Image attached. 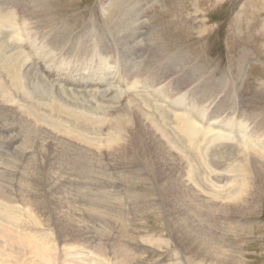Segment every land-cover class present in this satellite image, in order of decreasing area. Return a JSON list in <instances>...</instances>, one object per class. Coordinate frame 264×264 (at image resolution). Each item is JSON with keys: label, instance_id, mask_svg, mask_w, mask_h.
<instances>
[{"label": "rangeland", "instance_id": "1", "mask_svg": "<svg viewBox=\"0 0 264 264\" xmlns=\"http://www.w3.org/2000/svg\"><path fill=\"white\" fill-rule=\"evenodd\" d=\"M0 5L15 13L14 30L22 32L17 37L13 26L3 29L14 38L6 48L0 34V58L8 59L20 51L17 67L24 74L14 83L0 77L11 84L13 95L12 101L10 96L6 100L0 91V192L5 194L0 203L17 207L29 218L4 223L6 215L0 217V247L5 241L8 244L1 248L0 264H39V251L32 244L51 240L59 248L54 256L58 263L91 264L95 251L79 247V239L89 231L96 233L94 246L103 249L100 253L96 250L97 257L105 264H264V187L258 184L248 158L255 157L264 167V0H0ZM128 31L132 36L125 38ZM131 45L140 52L130 51ZM132 65L133 69L139 66L142 75L132 77ZM146 98L153 105L147 106ZM132 110L148 113L149 119L151 112L158 116L156 125L144 120L153 124L151 131L156 129L153 133L176 152V158L181 156L175 171L163 164L155 166L159 163L148 167L142 155L134 156L137 152L133 148L126 156L118 155L117 146L131 139L135 129L128 116ZM194 111L198 113L196 120L192 118ZM186 116L201 130L210 131L208 137L214 133L230 135L212 146L204 137L197 141V150L204 149L213 168L206 166L202 174L195 171L199 182L186 177L192 174L190 161L172 146H193L194 140L177 125ZM70 119H79L77 133L51 124L68 126ZM119 119L128 120L129 127H117ZM116 127L120 135L110 145L109 135L117 132ZM166 133L175 141L169 142ZM9 138L16 141L11 144ZM243 142L251 146L249 154L244 152ZM224 147L234 154L224 157ZM81 150L89 151L84 163ZM240 162L250 167L243 174L234 171L241 167ZM203 174L208 175V181L203 180ZM175 176L179 182L184 178L188 186L183 182L181 187L175 185ZM200 182L209 184L217 196L201 191L204 184ZM239 187H244L241 203L248 204L220 206L226 202L228 190L236 192ZM182 188L190 189L198 201L210 199L205 203L210 206L214 200L219 206L203 207L201 214L186 199L184 209L178 203L173 206ZM28 211L31 215L34 211L32 216L36 214L41 222L34 225L38 221L27 216ZM193 224L201 230L191 232L197 230L198 236H204L203 243L207 241L214 250L212 257L217 254L215 259L195 256L190 245L186 247L183 238ZM205 229L207 239L204 233L199 234ZM66 245L71 247L65 249Z\"/></svg>", "mask_w": 264, "mask_h": 264}, {"label": "bare ground", "instance_id": "2", "mask_svg": "<svg viewBox=\"0 0 264 264\" xmlns=\"http://www.w3.org/2000/svg\"><path fill=\"white\" fill-rule=\"evenodd\" d=\"M35 1V0H34ZM37 1V0H36ZM6 2V1H5ZM45 4V3H44ZM33 5V4H32ZM1 6V5H0ZM5 8H6V10L4 11V7L2 8V6L0 7V34H3V36L1 37L3 40H1V42H3V44H2V46L3 47H6L7 48V46L9 47L10 45L8 44V41H11L10 40V38H14V36H12L11 37V33L10 32H8V31H6V30H8V29H6V28H11L10 26H13V24L14 25H16L15 24V20H14V14L15 13H13L12 12V14H10L9 13V11L7 12V5H3ZM16 6V5H15ZM32 7V6H31ZM42 7V6H41ZM31 9V8H30ZM33 9V8H32ZM31 9V10H32ZM26 10V9H25ZM31 10H29V11H31ZM34 11H37L36 9L34 10ZM39 11H41V10H39ZM39 11H38V13H39ZM33 12V11H32ZM35 13V12H34ZM31 15V14H30ZM45 15V14H44ZM34 16V15H33ZM36 16V15H35ZM35 16H34V18H35ZM32 17V16H31ZM123 17V16H122ZM16 18V17H15ZM30 18V17H29ZM33 18V17H32ZM42 18H44V17H42ZM39 19V18H38ZM34 20V19H33ZM42 20V19H41ZM121 20H122V18H121ZM13 21H14V23H13ZM21 21V20H20ZM112 22V21H111ZM124 22V21H123ZM122 22V23H123ZM121 23V24H122ZM114 24H115V22H114ZM34 25H36V24H34ZM18 26V25H17ZM22 26V25H21ZM131 26V25H130ZM14 27V26H13ZM12 27V28H13ZM16 27V26H15ZM15 27L12 29V30H14L15 29ZM127 28V27H124V26H119V28L121 29V28ZM117 28V27H116ZM130 28V27H129ZM3 29H6V30H3ZM18 30V28H16V30H14L15 32H18L17 31ZM59 30V29H58ZM119 30V29H118ZM127 30H129V29H127ZM4 31V32H3ZM21 31V30H20ZM20 31L18 32V35H17V37H20L19 36V34H21L20 33ZM29 31V30H28ZM61 31V30H60ZM65 31V30H64ZM120 31V30H119ZM13 32V31H12ZM54 32L56 33V31L54 30ZM59 32V31H58ZM57 32V33H58ZM10 33V34H9ZM14 33V32H13ZM54 33V34H55ZM60 33V32H59ZM58 33V34H59ZM15 34V33H14ZM14 34H12V35H14ZM16 35V34H15ZM124 35H125V38H129L130 36H132V35H130V32L128 31V32H125L124 33ZM56 36V35H55ZM59 37H60V35H58ZM67 36H68V34H67ZM124 37V36H123ZM0 38V39H1ZM53 38H55V37H52V39ZM69 39V38H68ZM17 40V39H16ZM127 40H129V39H126V40H124V42L125 41H127ZM23 41V40H22ZM52 41V40H51ZM55 41V40H54ZM91 42V41H90ZM128 42V41H127ZM18 43H20V41L18 42ZM12 44V43H11ZM84 44V43H83ZM14 45V44H13ZM66 45V44H65ZM87 45V44H86ZM89 45V44H88ZM125 45V44H124ZM1 46V45H0ZM15 46V45H14ZM21 45H19L18 47H20ZM82 47V46H81ZM84 47V46H83ZM13 47H11L10 49H12ZM140 48V47H139ZM9 49V48H8ZM8 49H7V51H8ZM10 49H9V51H10ZM14 49H15V47H14ZM21 49V48H20ZM70 49V48H69ZM129 49H130V51L131 50H133V51H136V52H140V50H138L137 48H135V45H131L130 47H129ZM128 49V50H129ZM72 50V49H71ZM143 50V49H142ZM70 51V50H69ZM5 52V51H4ZM23 52H25V51H23ZM38 52H39V50H38ZM1 53V52H0ZM3 53V52H2ZM11 53V52H10ZM19 53H20V51H14V53H12L11 54V56L7 59H1L0 58V77L1 76H6L7 78H10L9 80H11V83H14V82H16L17 81V79H20L21 78V74H23V73H20L19 72V69L20 68H18L17 66H18V63H21L20 62V55H19ZM24 54V53H23ZM47 54V53H46ZM4 54H2V56H3ZM132 55V54H131ZM1 56V55H0ZM5 56H8V55H5ZM24 57H26V55H23ZM23 57V58H24ZM124 59H125V57H124ZM133 59V58H132ZM25 60V59H24ZM25 62V61H24ZM129 67V66H128ZM139 66H137V68L135 69H133V65L131 66V68H130V72H131V74L132 75H134V76H132V77H135V75L137 74V75H142V70L140 69V68H138ZM23 69V68H22ZM128 69V68H127ZM143 69V68H142ZM186 69V68H185ZM25 71V70H24ZM29 71V70H28ZM32 71V70H31ZM143 71H144V69H143ZM146 71V70H145ZM33 72V71H32ZM51 72V71H50ZM72 72V71H71ZM130 72L128 71L127 73L129 74V75H131L130 74ZM126 73V72H125ZM127 73H126V75H127ZM21 75V76H20ZM24 75V74H23ZM29 75H30V73H29ZM28 75V76H29ZM36 75V74H35ZM137 75H136V77H137ZM27 76V77H28ZM29 77H32L31 75L29 76ZM38 77V76H37ZM131 77V78H132ZM142 77V76H141ZM6 79V78H5ZM42 79V78H41ZM8 80V79H7ZM39 80V79H38ZM29 81V80H28ZM37 81V80H36ZM33 82V81H32ZM39 82L40 81H38V84H39ZM43 82V81H42ZM136 82V81H135ZM135 82H133L132 84H135ZM29 83H31V82H29ZM8 84L9 85H11L10 83H8V81L6 82L4 79H2V80H0V91H1V95H3L4 96V98L6 97V100H7V98H8V96H12L13 97V95L12 94H10L11 92H10V88H9V86H8ZM24 84V83H23ZM33 84V83H32ZM47 84V83H46ZM28 85V84H27ZM14 86V85H13ZM40 86V85H39ZM20 87V86H19ZM18 87V88H19ZM24 88V87H23ZM29 88V87H28ZM37 86H36V90H37ZM41 88V87H40ZM45 89V88H44ZM133 89H134V87H133ZM41 90H42V88H41ZM21 91V90H20ZM213 91V90H212ZM13 92V91H12ZM22 92V91H21ZM25 92V91H24ZM23 92V93H24ZM44 92L46 93L47 91L46 90H44ZM210 92V91H209ZM27 94V93H26ZM145 94V93H144ZM165 94V93H164ZM42 95H44L43 93H42ZM49 95V94H48ZM164 96V95H163ZM10 98L9 100L10 101H12L13 100V98ZM41 97H43V96H41ZM45 97V96H44ZM76 98H78V97H76ZM1 99V98H0ZM38 99V98H37ZM42 99V98H41ZM147 99V98H146ZM134 100H138L137 98H134ZM148 100V99H147ZM153 100V99H152ZM72 101V100H71ZM75 101V100H74ZM128 101V100H127ZM154 101V100H153ZM14 102V101H13ZM42 102V101H41ZM47 103V102H46ZM76 103V102H75ZM77 103H79V102H77ZM147 103H148V105L147 106H151V104L153 103L150 99L147 101ZM43 104V103H42ZM58 104V103H57ZM104 104V103H103ZM139 104H141V103H139ZM133 105V104H132ZM144 105V104H143ZM153 105V104H152ZM157 105V104H156ZM36 106H38V105H36ZM54 106V105H53ZM134 106V105H133ZM202 106V105H201ZM59 107V106H58ZM71 107V106H70ZM73 107V106H72ZM130 107V106H129ZM148 107V108H149ZM153 107V106H152ZM160 107V106H159ZM158 107V108H159ZM126 108V107H125ZM131 108H133V107H131ZM192 108V107H191ZM60 109V108H59ZM69 109V108H68ZM22 110V109H21ZM55 111H57L56 109H54ZM61 110V109H60ZM137 110H139V109H137ZM147 110V109H146ZM152 110H153V108H152ZM156 110V109H155ZM163 110V109H162ZM161 110V111H162ZM70 111H71V109H70ZM75 111V110H74ZM141 111V112H140ZM140 111H136V110H132V111H130L129 112V115L128 116H130L129 118H130V121L133 123V124H135V129L133 130V131H131V139H130V137H129V140L125 143V142H122L121 144L119 143V145L117 146V144H116V146H117V148H118V155L121 157V156H126V154H128L129 152L128 151H131V149L133 148V152H137V154H134V156H136V158L138 157L137 155H142L141 156V158L143 157L144 158V161L146 162V164H148V167H152V166H154V164L155 163H159L160 165H155V166H158V167H160L161 166V164H163V165H165V167H167V168H169L170 170H171V172H172V170L173 171H175L174 170V166H175V164H177V163H180V155H178V156H180L179 158H178V156H177V158H178V161L179 162H177V158H176V152L173 150V148H172V150L175 152V153H172L171 152V149L170 148H168L167 146H166V144H165V142H163L161 139H159V137L158 136H156V132H155V134L151 131L153 128L152 127H150V126H153V124H151V125H147V123L146 122H148L149 120H151L155 125L157 124L156 122H158V116L157 115H155L153 112H151L150 114H151V119H149L148 118V113L146 114V113H144V112H142V110H140ZM15 112V111H14ZM59 112V111H58ZM125 112V111H124ZM123 112V113H124ZM187 111H186V109H185V111H184V113H186ZM20 113V112H19ZM37 113H38V111H37ZM72 113V112H71ZM70 113V114H71ZM79 113V112H78ZM81 113V112H80ZM126 113V112H125ZM192 113V118H194L197 114L195 113V111H194V113L193 112H191ZM191 113H189V116H191L190 114ZM74 114V113H73ZM131 114V115H130ZM165 114H167L166 112H165ZM179 114V113H178ZM21 115V114H20ZM75 115V114H74ZM187 115V114H186ZM58 116V115H57ZM144 116H146V117H144ZM167 116H168V114H167ZM35 117H36V115H35ZM55 117V116H54ZM76 117H77V115H76ZM86 117V116H85ZM180 117V116H179ZM198 117V116H197ZM44 118H46V117H44ZM144 118H148L149 120L148 121H146L145 122V120H144ZM199 118V117H198ZM21 119V118H20ZM34 119H36V118H34ZM37 119H38V117H37ZM83 119V118H82ZM178 119V118H177ZM195 119V118H194ZM197 119V118H196ZM195 119V120H196ZM114 120V119H113ZM180 120L181 121H179L178 122V124L177 125H179L180 126V128H179V130L180 131H182L187 137H188V139L190 140V141H193V146L192 145H189V146H187V145H185V146H183L182 144H174V145H172L174 148H176V149H179L180 151H182L184 154H186L185 155V157L186 158H188L189 159V163H190V165L189 166H191L190 167V169H189V166H187L188 168L187 169H189V172L190 173H192V174H190L189 176L187 175L186 177H190L191 176V178H196L197 179V181L199 180L198 179V176H197V174H195V173H197V172H195V171H199L200 172V174H202L203 172H204V170H206L205 169V167L207 166L208 168H212V165H211V162H207V159L205 158V155H204V149H202V147H201V150L200 151H198L197 149H199V147H198V144H197V141L200 139V141L202 140L201 138H203L204 137V139H206L205 141H206V143H208V145L210 144H214L215 142H218L219 141V139H228V138H230V135L228 134V133H220V134H216V133H214V134H212V135H210L209 137H208V133H210V131H204V130H201V128H198V126L196 125V123L195 122H193L194 120H191V118L189 117V119L187 118V116L184 118H180ZM42 120H40V122H41ZM72 121V122H71ZM151 121H150V123H151ZM177 121V120H176ZM1 122V121H0ZM78 122H80L79 121V119H74V120H71L70 119V125H68V126H66V125H63V124H57V123H54L53 121H52V126L53 127H56V128H59V129H64V127H68L67 129L69 130L68 131V133L69 132H71V131H73V132H75V133H77L76 131H78V130H76V128H78ZM89 122V121H88ZM98 122V121H97ZM107 122V121H106ZM110 122V121H109ZM214 122V121H213ZM45 123V122H44ZM149 123V124H150ZM212 123V122H211ZM210 123V124H211ZM215 123V122H214ZM84 125H85V123H83ZM118 126L117 127H119L120 129L121 128H124V126H126L127 125V128L129 127V121L128 120H123V119H119L118 120V122L116 123ZM159 124V123H158ZM208 125L207 127L209 128V126L210 127H212V124L211 125ZM4 125H5V123H4ZM50 125V124H49ZM77 125V126H76ZM132 125V124H131ZM201 125V124H200ZM80 126H81V124H80ZM89 126H90V124H89ZM149 126V127H148ZM178 126V127H179ZM3 127V126H2ZM94 127V126H93ZM116 127V128H117ZM242 127V126H241ZM35 128V127H34ZM86 128V127H85ZM152 128V129H151ZM158 128H160V127H158ZM157 128V129H158ZM120 129H114L115 131L117 130V132H114L113 134H111V135H109L110 136V138L108 139L109 140V144L110 145H113V142H114V139H118V137H119V132H120ZM161 129H162V127H161ZM178 129V128H177ZM238 129V128H237ZM236 129V130H237ZM25 130V129H24ZM37 130V129H36ZM119 130V131H118ZM178 130V131H179ZM88 131V130H87ZM158 131V130H157ZM213 131V130H212ZM228 131V130H227ZM238 131H240V129H238ZM264 131V130H263ZM1 132V131H0ZM36 132V131H35ZM65 132V131H64ZM89 132H91V131H89ZM233 132H235V131H233ZM249 132V131H248ZM251 132V131H250ZM258 132V131H257ZM2 133V132H1ZM116 133H117V135H116ZM230 133H231V131H230ZM238 133V132H237ZM233 134V133H232ZM235 134V133H234ZM254 134V133H253ZM158 135V134H157ZM166 135H167V137H168V139H170L171 141H169V142H172V140H174L175 141V139H173V138H170L168 135H169V133H166ZM54 136V135H53ZM77 136V135H76ZM248 136V135H247ZM246 136V137H247ZM251 136V135H250ZM17 137V136H16ZM242 137V136H241ZM88 136H86V135H84V140L85 141H87V142H90V141H88ZM122 138V137H121ZM180 138H182V141H183V136L181 137V135H180ZM251 138V137H250ZM254 139H256V138H254ZM8 140H10L11 141V144L12 143H14L16 140H12L11 138H9ZM247 140V139H246ZM249 140H251V139H249ZM257 140V139H256ZM9 141V142H10ZM122 141H123V139H122ZM203 141V140H202ZM253 142H254V140H252ZM220 142V141H219ZM246 142V141H245ZM250 142V141H249ZM106 144H107V142H105ZM244 143V142H243ZM10 144V143H9ZM100 144V143H99ZM205 144V143H204ZM217 144V143H216ZM220 144V143H219ZM254 144V143H253ZM258 144V143H257ZM105 145V144H104ZM110 145H107V146H110ZM242 145V144H241ZM244 145L245 146H242V147H245L244 148V152L246 151V152H248V154H249V152H250V149H251V146H249V144H245L244 143ZM256 145V144H255ZM207 146V145H206ZM205 146V147H206ZM212 146V145H211ZM257 146V145H256ZM204 147V148H205ZM207 147H209V146H207ZM216 147H217V145H216ZM215 147V148H216ZM219 147V146H218ZM220 147H222V146H220ZM219 147V148H220ZM260 147V146H259ZM211 148L212 147H210V150H211ZM218 148V149H219ZM224 148H226V147H224ZM223 148V149H224ZM261 148V147H260ZM217 149V148H216ZM248 149V150H247ZM87 150V149H86ZM117 150V149H116ZM135 150V151H134ZM254 150H256V148L254 149ZM262 150V149H261ZM217 151V150H216ZM23 152V151H22ZM81 152H82V158H83V163H84V156L86 157V158H88V153H89V151H82L81 150ZM220 152V151H219ZM218 151H217V153H219ZM222 152V151H221ZM223 152H225L226 154V156H224V157H227V158H229V156L230 155H233L234 154V151H232V150H227V148H226V150L225 151H223ZM264 152V151H263ZM40 153V152H39ZM114 153V152H113ZM251 153H252V151H251ZM258 153V152H257ZM261 153V152H260ZM85 154V155H84ZM111 154V153H110ZM115 154V153H114ZM130 154V153H129ZM213 154V153H212ZM29 155V154H28ZM103 156H104V154H102ZM254 155H256L257 156V154L255 153ZM114 156V155H113ZM116 156V155H115ZM131 156H132V154H131ZM199 156H200V158H199ZM216 156H218V155H216ZM27 157V156H26ZM91 157V156H90ZM223 157V158H224ZM263 157V156H262ZM131 158V157H130ZM183 158V157H182ZM218 158L220 159V157L218 156ZM218 158H216V159H218ZM248 158H250V163L252 164V167H253V169H254V172H255V174H256V179H257V181H258V184L260 183L261 184V186L262 187H264V167L262 166V163L259 161V160H257L255 157H252V156H249ZM43 159V158H42ZM115 159V158H114ZM125 159V158H124ZM188 159H187V161H188ZM225 159V158H224ZM183 160V159H182ZM185 160V159H184ZM214 160H215V158H214ZM213 160V161H214ZM223 160V159H222ZM229 160V159H228ZM212 161V160H211ZM212 161V162H213ZM219 162L221 161V160H218ZM88 162L89 161H87V165H89L88 164ZM192 162V163H191ZM194 162V163H193ZM226 162V161H225ZM247 162V161H246ZM245 162V163H246ZM213 163H215V162H213ZM228 163H230V162H228ZM245 163H242L241 164V162L239 163L240 164V166L241 167H238L237 169L238 170H234V171H237V173H239V174H243V173H245V170L246 169H248V168H250V167H248V165H247V163L245 164ZM182 165L181 166H183L184 164H183V162L181 163ZM250 164V165H251ZM72 165H74L73 163H72ZM162 165V166H163ZM180 165V164H179ZM187 165H188V163H187ZM181 166H179V168L181 167ZM185 166H186V164H185ZM185 166H183V167H185ZM60 167V166H59ZM66 167H68V166H66ZM85 167V166H84ZM176 167H177V165H176ZM175 167V168H176ZM88 169H90V167L88 166L87 167ZM153 168V167H152ZM83 169V168H82ZM155 169V168H154ZM160 169V168H159ZM159 169H158V171H159ZM182 169H184V168H182ZM213 169V168H212ZM211 169V170H212ZM67 171H68V168L66 169ZM84 171H86L87 169L85 168V169H83ZM83 170H81V171H83ZM161 170H162V168H161ZM177 170H178V168H177ZM186 170V169H185ZM230 170V169H229ZM73 171V170H72ZM162 171H164V169L162 170ZM166 171H168V170H166ZM179 172H181L180 170H178ZM226 171V170H225ZM89 172H90V170H89ZM156 172V171H155ZM169 172V171H168ZM183 172V171H182ZM212 172V171H211ZM249 172V171H248ZM114 173V172H113ZM157 173V172H156ZM166 173V172H165ZM186 173V172H185ZM185 173H183V174H185ZM194 173V174H193ZM214 173V172H213ZM52 174H54V173H52ZM90 174V173H89ZM110 174V173H109ZM168 173H166V176H168L167 175ZM172 174V173H171ZM177 174V173H176ZM175 174V175H176ZM188 174V173H187ZM199 174V173H198ZM212 174V173H211ZM170 175V174H169ZM204 175V174H203ZM217 175H219V174H217ZM245 175V174H244ZM55 176V175H54ZM74 176V175H73ZM78 176V175H77ZM87 176V175H86ZM158 176H159V174H158ZM162 176V178H165V176L164 175H161ZM164 176V177H163ZM172 176H174V175H172ZM177 176V175H176ZM175 176V185H178V186H180L181 187V183L184 181V178L182 179V181L180 180V182H179V180H177L176 178H178V177H176ZM181 176V174L179 175V177ZM212 176H214V175H212ZM221 176V175H220ZM170 177H171V175H170ZM182 177H183V175H182ZM201 176L199 175V178H200ZM205 177H207V178H205ZM87 178V177H86ZM203 180H207L208 181V175H204L203 176ZM221 178V177H220ZM230 178V177H229ZM158 179V178H157ZM159 179H161V178H159ZM170 179V178H169ZM168 179V180H169ZM172 179V178H171ZM193 179V180H194ZM202 179V178H201ZM241 179V178H240ZM247 179H248V177H247ZM205 180V181H206ZM235 181V180H234ZM252 181V180H251ZM170 182V181H169ZM172 182V181H171ZM186 182V181H185ZM194 182V181H193ZM199 182V181H198ZM184 183V182H183ZM196 183V181L194 182V184ZM203 183V182H202ZM201 182L199 183V184H202ZM252 183V182H251ZM256 183V182H255ZM171 185H172V183H170ZM169 184V185H170ZM187 184V183H186ZM185 183H184V185H186ZM190 184V183H189ZM197 184V183H196ZM204 184V188H202V189H200L201 191L203 190V189H205V190H207L208 192H209V194H212V195H214V197H215V195L217 196V194H215L214 192H213V190L210 188V185L209 184H207V183H203ZM243 184V183H242ZM250 183H248V185H249ZM166 185V184H165ZM164 185V186H165ZM174 185V184H173ZM212 185H214L213 183H212ZM248 185H246V186H248ZM251 185V184H250ZM177 186V187H178ZM188 185H186V187H187ZM193 186V185H192ZM197 186V188H198V184L196 185ZM196 186H193V187H196ZM200 186H202V185H200ZM199 186V187H200ZM252 187H253V185H251ZM256 186V185H255ZM167 187V186H166ZM191 187V186H190ZM218 187V186H217ZM226 187V186H225ZM224 187V188H225ZM237 187V186H236ZM262 187H261V190H262ZM161 188V187H160ZM240 188V187H239ZM254 188V187H253ZM166 189V188H165ZM164 189V190H165ZM194 189V188H193ZM219 189V188H218ZM232 189V188H231ZM195 190V189H194ZM193 190V191H194ZM237 190V189H236ZM264 190V189H263ZM1 191V190H0ZM234 191V190H233ZM243 191H244V187H241L240 189H238L236 192H230L229 190H228V192L229 193H227L226 194V196H225V199H226V202L225 203H223L224 205H220V206H225V207H234V206H236V207H240V206H245V204H248L247 202L245 203V204H243V202L244 201H242V203H241V201H240V197H243V196H241V195H243ZM247 191V190H246ZM53 192V191H52ZM175 192V191H174ZM204 192V191H203ZM31 193V192H30ZM164 193H165V191H164ZM163 193V194H164ZM166 193H167V191H166ZM166 193H165V195H166ZM214 193V194H213ZM169 194V193H168ZM176 194V193H175ZM202 194V193H201ZM4 193L3 192H0V196L2 197H4ZM87 195V194H86ZM179 195H181V197L182 198H178L177 199V196H179ZM219 195V194H218ZM201 196V195H200ZM204 196H206V197H208L207 195H204ZM166 197V196H165ZM176 197V199L174 200V202L175 203H173L172 205L173 206H178L176 203H178L179 204V208H183V206H184V203H186L185 202V199L187 200V202H188V204H190L191 203V201L194 203H192L191 205L192 206H195V209H196V211H197V213L198 214H201V211H202V209H203V207H210V209H213V207L212 206H214V204H216V203H214V200L212 201V204H210V206H209V204H206L205 203V201L206 200H210V199H205V201L203 200H201V199H199V201H200V203H199V201L195 198V196L193 197V195L191 194V192H190V189H185V188H182L181 190H180V192L175 196ZM192 197V198H191ZM247 197H248V195H247ZM58 198V197H57ZM63 198V197H62ZM65 198V197H64ZM88 198V197H87ZM194 198V199H193ZM224 198V197H223ZM22 198H20V200H21ZM59 199V198H58ZM61 199V198H60ZM59 199V200H60ZM84 199H86V196H85V198ZM192 199V200H191ZM202 199H204V198H202ZM228 199V200H227ZM244 199H245V201H246V198L244 197ZM0 200H1V198H0ZM8 200H9V198H8ZM58 200V201H59ZM63 200V199H62ZM67 200V199H66ZM87 200V199H86ZM97 200V199H96ZM243 200V199H242ZM198 201V202H197ZM1 202V201H0ZM28 202V201H27ZM87 202H88V200H87ZM86 202V203H87ZM237 202V203H236ZM59 203H61V202H59ZM58 203V204H59ZM62 203H65V202H62ZM68 203V202H67ZM66 203V204H67ZM88 203H90V202H88ZM211 203V202H210ZM99 204H100V202H99ZM15 205V204H14ZM61 205V204H60ZM65 205V204H64ZM63 205V206H64ZM102 205V204H101ZM27 206V205H26ZM62 206V205H61ZM88 206H90L91 207V204L90 205H88ZM216 206H219L218 204H216ZM102 207V206H101ZM21 209V208H20ZM37 209V208H36ZM89 209H91V208H89ZM184 209V208H183ZM19 209H17V207H13V206H8L6 203L3 205V204H1L0 203V217H3V216H5L6 215V218H4V223L6 222H8V220L9 219H14V218H17L18 220H19V217L20 218H24V216L25 215H22V213L20 212V210L18 211ZM100 210V209H99ZM182 210V209H181ZM96 211V210H95ZM101 211V210H100ZM184 211V210H183ZM22 212H24L23 210H22ZM27 212V211H26ZM97 212V211H96ZM184 212H186V211H184ZM206 212V211H205ZM18 213H21V216H23V217H21V216H19L18 215ZM34 211H33V213H32V215H34ZM88 213H91V212H89V210H88ZM204 213V212H203ZM202 213V214H203ZM209 213V212H208ZM29 215V217L31 216L32 218H35L37 221L40 219V217L39 218H37L36 217V214H35V216H32L31 215V213L28 211V213H27V216ZM83 215V214H82ZM8 216V217H7ZM188 216V215H187ZM186 216V217H187ZM31 218V219H32ZM24 219H29V218H24ZM30 219V220H31ZM34 219V220H35ZM209 219V218H208ZM3 220V219H2ZM30 220H29V223H31L32 224V222H30ZM64 220V219H63ZM11 221V220H10ZM69 221V220H68ZM34 222V221H33ZM40 222H41V220H40ZM39 221L38 222H34V225H35V223L37 224H39L40 223ZM22 223V222H21ZM26 223H28V221L26 222ZM174 223V222H173ZM197 223V222H196ZM198 223H200V222H198ZM197 223V224H198ZM216 223V222H215ZM8 224H10V223H8ZM15 224H16V220H15ZM42 224V223H41ZM201 224V223H200ZM2 225V224H1ZM196 224H193L191 227H190V231H189V233H187V235L183 238V239H185L184 240V242H186V247L187 246H189L191 249V251L193 250V252H194V255L196 256H200V257H208V258H210L211 257V259H215L216 258V255L214 256V257H212L214 254H213V249L211 248V245H210V243H207V241H206V243H203V241L205 240L203 237L204 236H202V238H201V236H198V234L196 233L197 232V230H196V232L195 233H192L193 232V229H199V230H201L200 228H195L196 226H195ZM203 225V224H202ZM16 226V225H15ZM21 226H23V225H21ZM27 226V225H26ZM29 226V225H28ZM33 226V225H32ZM198 226V225H197ZM200 226V225H199ZM241 226V225H240ZM243 226V225H242ZM1 227V226H0ZM16 227H18V226H16ZM72 227V226H71ZM7 228V227H6ZM33 228V227H32ZM31 228V229H32ZM77 228V227H76ZM3 230H4V228H2ZM23 229H25V228H23ZM84 229V228H83ZM178 229H180V227L178 228ZM178 229H177V231H178ZM11 230V229H10ZM34 230V229H33ZM171 230V229H170ZM182 230V229H181ZM39 231V230H38ZM82 231V230H81ZM175 231H176V229H175ZM192 231V232H191ZM40 232V231H39ZM91 232H93V231H89V234L87 235V236H85V237H82V238H80L79 240L77 239V241H79V242H81L82 244H80V246L79 247H86L87 249L86 250H88L89 248H90V253H91V250H92V252H94L95 254L93 255V257H91V264H105V263H103V261H102V259L101 258H99V257H97L98 255H100V254H98V252L100 253V251L101 250H103L100 246V248L98 247H96V246H94V244H95V237H96V233L94 234H92ZM174 232V231H173ZM182 232V231H181ZM208 231L205 229L204 231H200L199 232V234H201V233H204L203 235H205V237H206V235H208V233H207ZM1 233V232H0ZM6 234V232H3L2 234ZM7 233H9V231L7 232ZM34 233V232H33ZM79 233H80V230H79ZM5 234H4V236H5ZM91 234V235H90ZM36 235V234H35ZM81 235V234H80ZM182 235V234H181ZM26 236V235H25ZM177 237V236H176ZM219 237V236H218ZM4 239V238H3ZM6 239H9V238H6ZM115 239V238H114ZM206 239H207V237H206ZM37 240H38V235H37ZM40 240V239H39ZM221 240V239H220ZM45 241H47V239L45 238ZM61 241V240H60ZM62 241H64V240H62ZM225 241V240H224ZM163 242V241H162ZM183 242V243H184ZM35 244V246H33V244H32V247H35L36 248V250H38L39 251V255H40V257H39V259H38V261H39V264H61V262L60 263H58V260H56L55 259V255H56V253H59V252H57V251H59V248H58V250H57V248H56V244L54 245V241H48V242H44V243H38V242H34ZM56 243V242H55ZM58 243V242H57ZM165 243V242H164ZM227 243V242H226ZM116 244V243H115ZM167 244V243H166ZM228 244V243H227ZM3 246L4 245H8L7 244V242L5 241V243L4 244H2ZM29 245V244H28ZM147 245V244H146ZM168 245V244H167ZM184 245V244H183ZM3 246H1L0 247V256H1V254H2V250H1V248H3ZM31 246V245H30ZM63 246V245H62ZM180 246V245H179ZM221 246H223V245H221ZM221 246H219V247H221ZM227 246V245H226ZM61 247V246H60ZM66 247H67V249H68V247H71V246H65V249H66ZM76 247V246H75ZM41 248V249H40ZM60 249H62V248H60ZM79 249V248H78ZM187 249V248H186ZM224 249V248H223ZM226 249V248H225ZM36 250H34V251H36ZM64 250V249H63ZM75 250V249H74ZM98 252H97V251ZM181 251H182V249H180ZM185 250V249H184ZM218 250V249H217ZM3 251H5L4 249H3ZM65 251H67V250H65ZM76 251V250H75ZM78 251V250H77ZM85 251V250H84ZM83 251V252H84ZM89 251V250H88ZM229 251V250H228ZM12 252V251H11ZM63 252V251H62ZM103 252V251H102ZM106 252V251H105ZM14 253H15V251H14ZM66 254V253H65ZM102 254V253H101ZM115 254H116V252H115ZM114 254V255H115ZM10 255V257L11 256H13L14 257V255H12V254H9ZM96 255V256H95ZM105 255V254H104ZM113 255V256H114ZM124 255V254H123ZM235 255V254H234ZM57 256L59 257V255L57 254ZM223 256V255H222ZM229 256V255H228ZM12 257V258H13ZM35 257H36V259L38 258V256L35 254ZM182 257V256H181ZM220 257V256H219ZM61 258V257H60ZM103 258V257H102ZM222 258H224V257H222ZM230 259L231 258H233V257H229ZM228 258V259H229ZM58 259V258H57ZM173 259V258H172ZM229 259V260H230ZM235 259H236V257H235ZM33 260H35V259H33ZM90 260V259H89ZM123 260H126V258L125 259H123ZM238 260V259H237ZM236 260V261H237ZM13 261V260H12ZM120 261V260H119ZM182 261V260H181ZM226 261V260H225ZM36 262V261H35ZM204 262V261H203ZM230 262V261H229ZM234 262V261H233ZM38 263V262H37ZM36 263V264H37ZM118 263V262H117ZM199 263H200V261H199ZM198 263V264H199ZM213 263V262H212ZM64 264H68L67 262H65ZM70 264V263H69ZM90 264V263H89ZM107 264V263H106ZM120 264V263H119ZM214 264V263H213ZM228 264V263H227Z\"/></svg>", "mask_w": 264, "mask_h": 264}]
</instances>
